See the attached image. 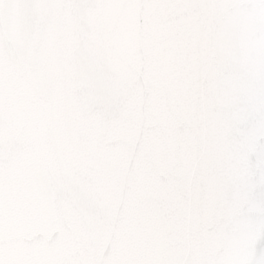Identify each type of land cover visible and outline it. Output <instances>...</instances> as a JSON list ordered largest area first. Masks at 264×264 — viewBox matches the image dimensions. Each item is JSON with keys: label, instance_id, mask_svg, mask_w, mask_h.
<instances>
[{"label": "snow or ice", "instance_id": "snow-or-ice-1", "mask_svg": "<svg viewBox=\"0 0 264 264\" xmlns=\"http://www.w3.org/2000/svg\"><path fill=\"white\" fill-rule=\"evenodd\" d=\"M0 264H264V0H0Z\"/></svg>", "mask_w": 264, "mask_h": 264}, {"label": "water", "instance_id": "water-1", "mask_svg": "<svg viewBox=\"0 0 264 264\" xmlns=\"http://www.w3.org/2000/svg\"><path fill=\"white\" fill-rule=\"evenodd\" d=\"M115 23L118 25L121 39L125 43L129 42L134 35L130 16L128 14H117L115 17ZM41 239L43 242H46L48 239L47 234H45Z\"/></svg>", "mask_w": 264, "mask_h": 264}]
</instances>
